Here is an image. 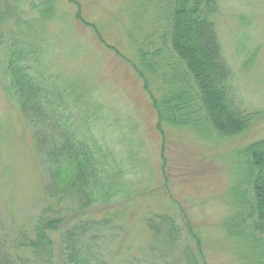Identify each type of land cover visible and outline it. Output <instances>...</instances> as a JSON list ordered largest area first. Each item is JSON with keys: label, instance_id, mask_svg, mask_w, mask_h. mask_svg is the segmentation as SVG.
<instances>
[{"label": "rangeland", "instance_id": "rangeland-1", "mask_svg": "<svg viewBox=\"0 0 264 264\" xmlns=\"http://www.w3.org/2000/svg\"><path fill=\"white\" fill-rule=\"evenodd\" d=\"M57 2L58 20L50 27L57 42L55 70L82 81L81 89L89 87L94 104L88 112L82 105L88 113L84 121L94 113L96 136L138 170L119 179L132 194L121 195L112 206L82 211L79 202L50 198L45 157L0 77L1 242L30 258L21 245L35 238L37 222L62 216L65 224L53 234L56 248L66 231L84 227L81 245L91 264H188L186 250L197 253L185 227L191 222L207 264H250L224 223L233 212L232 184L246 175L239 152L264 139V0L222 1L218 30L238 95L248 112H260L248 131L230 140H207L194 129L176 126L159 130L152 99L127 61L134 50L127 33L137 36L138 24L129 16L137 12V0ZM165 214L181 229L172 249L155 220ZM152 221L161 232L151 228Z\"/></svg>", "mask_w": 264, "mask_h": 264}, {"label": "trees", "instance_id": "trees-1", "mask_svg": "<svg viewBox=\"0 0 264 264\" xmlns=\"http://www.w3.org/2000/svg\"><path fill=\"white\" fill-rule=\"evenodd\" d=\"M57 1L0 0L2 88L33 128L49 172L48 196L79 202L82 211L112 206L121 195L132 194L125 179L124 184L119 179L138 169L96 136L94 113L84 121L88 113L82 105L88 112L87 106L94 104L89 87L81 89L82 81H71L55 70L57 42L50 27L58 20ZM222 1L137 0V12L129 15L138 25L137 36L127 33L134 45L127 61L144 82L160 131L176 126L194 129L207 140H230L248 131L260 116L244 107L225 56L218 30ZM109 49L121 56L119 50ZM239 154L246 175L232 184L233 212L224 230L245 249V260L264 264V139ZM155 220L164 227L166 245L176 247L181 232L176 219L165 214ZM64 224L62 216L40 219L35 238L21 245L30 258L9 251L0 240V264H91L81 245L84 227L66 231L56 248L53 234ZM185 227L197 253L186 250L183 257L188 264H207L193 224ZM151 228L162 231L153 221Z\"/></svg>", "mask_w": 264, "mask_h": 264}]
</instances>
